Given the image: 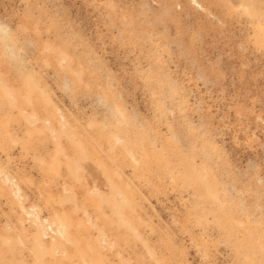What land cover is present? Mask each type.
I'll use <instances>...</instances> for the list:
<instances>
[{
  "label": "rangeland",
  "instance_id": "1",
  "mask_svg": "<svg viewBox=\"0 0 264 264\" xmlns=\"http://www.w3.org/2000/svg\"><path fill=\"white\" fill-rule=\"evenodd\" d=\"M0 264H264V0H0Z\"/></svg>",
  "mask_w": 264,
  "mask_h": 264
}]
</instances>
